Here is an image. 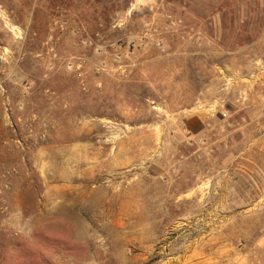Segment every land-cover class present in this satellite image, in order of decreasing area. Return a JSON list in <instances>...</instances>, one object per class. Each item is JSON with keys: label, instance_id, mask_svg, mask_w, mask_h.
<instances>
[{"label": "rangeland", "instance_id": "obj_1", "mask_svg": "<svg viewBox=\"0 0 264 264\" xmlns=\"http://www.w3.org/2000/svg\"><path fill=\"white\" fill-rule=\"evenodd\" d=\"M0 264H264V0H0Z\"/></svg>", "mask_w": 264, "mask_h": 264}]
</instances>
